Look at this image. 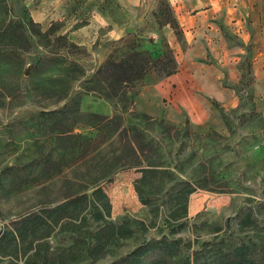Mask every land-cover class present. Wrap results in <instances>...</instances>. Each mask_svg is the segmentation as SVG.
Segmentation results:
<instances>
[{
  "label": "rangeland",
  "instance_id": "1",
  "mask_svg": "<svg viewBox=\"0 0 264 264\" xmlns=\"http://www.w3.org/2000/svg\"><path fill=\"white\" fill-rule=\"evenodd\" d=\"M164 2L170 4L0 0V238L21 216L96 187L108 198L110 219L127 222L133 234L105 258L77 264H107L159 240L163 249L148 253L144 263L178 264L187 257L190 264L195 258L196 264H217L220 246L264 238V64L255 65L251 40L238 53L237 81L222 82L231 100H209L211 117L203 125L169 111L163 101L139 100L156 82L124 100L85 91L96 69L129 53L132 42L155 56L164 44L176 56L184 51L187 30L176 34L160 24ZM206 62L218 65L217 59ZM87 114L114 123L97 129L99 122ZM116 126L136 127L154 148L142 143L143 155H157L161 172L142 188L145 203L134 189L141 176L136 168L101 176L119 153L126 160L125 137L120 142ZM247 218L256 227L243 222ZM64 234L56 228L50 244H62ZM27 246L3 242L0 264H23Z\"/></svg>",
  "mask_w": 264,
  "mask_h": 264
},
{
  "label": "trees",
  "instance_id": "2",
  "mask_svg": "<svg viewBox=\"0 0 264 264\" xmlns=\"http://www.w3.org/2000/svg\"><path fill=\"white\" fill-rule=\"evenodd\" d=\"M163 12L166 20L161 25L169 24L176 34H180V27L173 15L170 4L164 2ZM165 50L160 55H152L148 50H140L139 45H132L131 50L123 57L106 59L95 71L92 78L85 81V91L93 92L103 98H121L137 95L139 88L146 83L158 82L177 71L176 56L172 49L164 44ZM214 105V101H211ZM88 117L98 121L97 129L106 128L114 123L112 120L101 118L96 114H87ZM106 123V124H105ZM120 142L125 137L127 154L115 156L114 168L102 173V178L109 176L110 171L116 169L136 168L141 174L134 184V189L143 203L142 188L147 185L149 175L160 173L156 164L157 155H143L140 145L146 144L153 151L149 141L142 140L139 130L130 126L117 128ZM119 129V130H118ZM130 133V136H129ZM141 155V156H140ZM129 157L130 160H127ZM116 165V166H115ZM113 167V166H112ZM117 167V168H116ZM192 190H189L190 193ZM110 203L101 187H96L91 193H80L66 197L55 206L45 205L38 211L21 216L12 222L11 228L3 232L0 246L16 247L27 242V249L23 255L30 252L23 264H77L86 260L97 261L105 258L111 247H117L120 241L132 236L133 231L127 222H113L110 219ZM185 213V206L182 208ZM176 213V211L174 212ZM248 225L256 227L249 218L243 220ZM243 223V225H246ZM65 232L62 244H50L53 232ZM260 243V244H259ZM250 244L222 245L215 252L217 264H262L264 262V238ZM168 245V243H163ZM161 241L143 243L134 247L124 256L113 259L107 264H167L165 260H153L144 263L148 253L161 250ZM197 258L193 260L196 264ZM178 264H190L186 258H178Z\"/></svg>",
  "mask_w": 264,
  "mask_h": 264
},
{
  "label": "crops",
  "instance_id": "3",
  "mask_svg": "<svg viewBox=\"0 0 264 264\" xmlns=\"http://www.w3.org/2000/svg\"><path fill=\"white\" fill-rule=\"evenodd\" d=\"M168 2L180 29L189 34L187 47L175 55L177 72L143 89L138 99L163 101L169 111L184 112L191 124L203 125L211 117L209 100H231V92L222 82L237 81L238 53L249 40L255 65L264 64V0ZM206 59H217L218 65ZM138 107L150 113L148 107Z\"/></svg>",
  "mask_w": 264,
  "mask_h": 264
}]
</instances>
